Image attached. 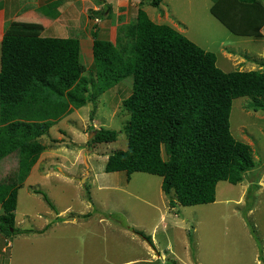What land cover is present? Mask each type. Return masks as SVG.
I'll return each instance as SVG.
<instances>
[{"label":"rangeland","instance_id":"obj_1","mask_svg":"<svg viewBox=\"0 0 264 264\" xmlns=\"http://www.w3.org/2000/svg\"><path fill=\"white\" fill-rule=\"evenodd\" d=\"M150 1L22 0L35 14L19 23L41 28L42 37L79 39L89 75L92 32L115 44L118 28L136 20L141 8L156 24H175L214 53L224 72H264V38L232 34L211 14L212 0H165L158 8ZM50 5L52 15L60 16L56 22L43 17ZM132 87V78L123 80L41 138L46 151L18 192L17 230L6 242L0 238V264H264V111L252 109L248 97L233 102L231 133L251 146L255 161L244 182H220L213 204L172 208L174 195L163 192L161 177L135 173L128 179L125 172L104 169L110 155L128 147L130 115L123 102ZM100 129L121 133L116 142L90 144ZM18 172L17 152L0 162L1 183L18 182Z\"/></svg>","mask_w":264,"mask_h":264},{"label":"trees","instance_id":"obj_2","mask_svg":"<svg viewBox=\"0 0 264 264\" xmlns=\"http://www.w3.org/2000/svg\"><path fill=\"white\" fill-rule=\"evenodd\" d=\"M163 1L151 0L150 6L158 8ZM212 1L211 14L232 34L262 37L264 0ZM50 8L45 7L47 17L58 18ZM41 30L14 22L1 41L0 162L15 152L20 159L18 182H0L5 237L17 230L18 192L46 149L41 138L73 110L94 104L127 78L133 79L132 93L123 102L130 115L128 147L110 155L107 173L161 177L175 208L177 203H215L220 182L239 185L255 167L251 146L233 137L230 118L233 102L243 97L252 109L264 111L262 70L224 72L214 53L171 26L156 24L141 8L136 20L118 28L115 44L92 32L89 75L79 39L42 37ZM95 133L90 144L116 142L121 132ZM34 193L55 210L46 194ZM135 233L153 246L150 237Z\"/></svg>","mask_w":264,"mask_h":264},{"label":"crops","instance_id":"obj_3","mask_svg":"<svg viewBox=\"0 0 264 264\" xmlns=\"http://www.w3.org/2000/svg\"><path fill=\"white\" fill-rule=\"evenodd\" d=\"M165 1V0H164ZM163 1V2H164ZM27 4H28V2H27ZM163 4V3H162ZM24 6H25V4L22 2V0H0V42L2 41V39H3V37H4V34H5V31H6V29H7V24H9V25H11L12 23H14V22H18L19 23V21L22 19V20H24V17H29L30 16V14L33 12V14H35L34 13V10L32 11L30 8H28V10L27 9H24ZM212 7V6H211ZM211 9V8H210ZM24 10H27V11H24ZM43 16V15H42ZM22 17V18H21ZM44 17V19H50V20H53V21H58L60 18V16L58 17V18H55V19H51V18H49V17H46V16H43ZM168 16L166 15V18H167ZM160 20H162V18H160ZM25 21V20H24ZM30 21V20H29ZM28 21V22H29ZM22 22V21H21ZM26 23V22H25ZM174 29H176L178 32H183L180 28H178V26L177 25H175L174 24ZM243 38H246V37H243ZM262 38H264V28H263V30H262ZM229 57H232L233 58V56L229 53V55H228ZM239 58V57H238ZM236 60H238V59H236ZM244 64V63H243ZM239 65V64H238ZM249 65H254V64H252V63H250ZM244 66H246V63L244 64ZM254 70H261V69H254ZM254 70H248V71H254ZM239 71V70H238ZM247 71V72H248ZM45 151H46V149H45ZM45 151H43V153L41 154V157H40V159H39V161L37 162V164L31 169V171L35 168V167H37L38 168V166H39V164H40V161H41V158H43V154H44V152ZM6 158H8V157H6ZM5 158V159H6ZM5 159H3L2 161H4ZM88 161H89V159H88ZM108 161V160H107ZM19 163H20V159H19ZM106 164H107V162H106ZM20 166V165H19ZM36 169V168H35ZM104 169L106 170V165H105V167H104ZM31 171H30V173H31ZM30 173H29V175H30ZM29 175H28V177H29ZM47 176H54V175H52V174H47ZM27 177V178H28ZM27 178L24 180V182L27 180ZM22 188V187H21ZM18 200H19V193H18ZM0 210H1V213H2V207H1V204H0ZM1 215V214H0ZM58 217H60V216H57V218ZM57 218L55 219V221H57ZM46 228H50V226H48L47 225V227ZM44 229V230H42V231H40V232H46V230L47 229ZM0 238H4L5 239V242L6 241H8V238L7 237H5L3 234H1L0 233ZM4 251H5V248L3 247V249H2V252L4 253Z\"/></svg>","mask_w":264,"mask_h":264},{"label":"water","instance_id":"obj_4","mask_svg":"<svg viewBox=\"0 0 264 264\" xmlns=\"http://www.w3.org/2000/svg\"><path fill=\"white\" fill-rule=\"evenodd\" d=\"M102 2H104L105 0H101ZM93 135H95V132H94V134ZM85 162H87L86 161V158H85ZM86 166H87V163H86ZM87 167H89V166H87ZM88 173V172H87Z\"/></svg>","mask_w":264,"mask_h":264}]
</instances>
